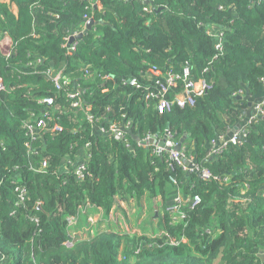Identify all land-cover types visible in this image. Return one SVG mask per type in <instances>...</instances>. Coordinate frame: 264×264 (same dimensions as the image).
Masks as SVG:
<instances>
[{
	"label": "trees",
	"instance_id": "16d2710c",
	"mask_svg": "<svg viewBox=\"0 0 264 264\" xmlns=\"http://www.w3.org/2000/svg\"><path fill=\"white\" fill-rule=\"evenodd\" d=\"M9 1L17 14L0 3L2 264H264V0ZM187 80L206 88L159 111ZM256 102L242 142L208 152ZM166 133L207 178L154 153ZM179 191L196 200L183 217L168 209ZM126 197L159 200L156 234L101 224L69 238L80 206L109 213Z\"/></svg>",
	"mask_w": 264,
	"mask_h": 264
},
{
	"label": "built area",
	"instance_id": "2783aa9c",
	"mask_svg": "<svg viewBox=\"0 0 264 264\" xmlns=\"http://www.w3.org/2000/svg\"><path fill=\"white\" fill-rule=\"evenodd\" d=\"M219 35H221V33H219ZM218 44H216V46H218ZM188 74V68L185 67L183 70V75L184 77H186V75ZM174 78L173 75L168 74V76H165L164 78V85L161 86V92L164 93L167 90V87H169L172 84V79ZM57 77L55 78V81L57 83ZM135 80L132 79L130 81V83L134 84ZM2 88V83L0 80V89ZM206 88V84L203 80H198L196 82H192L190 80L186 81V87L184 89L183 92L177 94L174 99L172 101L169 100H165V99H161L159 100L158 103V110L159 111H163L165 108L168 109L170 107V103H176L179 106L184 105L185 103H192V96L197 94H201L202 91ZM68 95L70 97H74L76 95V93H68ZM44 102L50 103L51 99L45 98L43 99ZM259 102L254 103V110L256 113L250 115L248 117L247 120H244V122L242 123V125L236 129H234L231 132L230 136H220L218 138V141H212L210 144V150L212 153H216L217 151L219 152V148L224 147L226 144L231 143L234 145H239L242 140L244 139L245 135H246V127L247 125H249L254 119H255V115L257 114V112H261V108L258 104ZM74 105H77V102L74 103ZM40 124H43V121L39 122ZM115 127L113 125H110V129L113 130L114 136L116 138H121L122 134L120 133V131L114 129ZM102 132H104L105 130L103 128L100 129ZM222 139V142H219V140ZM144 141V140H143ZM163 144L159 145V143L154 147V153L159 155L161 154L163 151H167L170 155V157L179 165H181L183 168L186 169L187 173L189 172H198L200 176H202L203 178H207L208 177V172L204 169H200L198 167V165L196 163H194L192 161L191 158L186 159L184 156V153L179 152L175 146L177 145L176 143H174L171 138L170 135L168 133H166L165 138L162 140ZM143 143V142H142ZM146 144V143H143ZM219 144V145H218ZM128 145V144H127ZM43 165H45V162L43 163ZM80 169L81 167L76 171L78 174L80 173ZM185 202H196V200L192 201L191 198L186 197L183 198V196H181L179 193H177L174 196L173 199V204L168 208L169 210L172 211H176V213L178 215H180V217H183V215L180 212V207L185 203ZM72 217V216H70ZM69 218V217H68ZM67 218V219H68ZM69 223H73L72 221H68ZM0 264H2V262L0 261Z\"/></svg>",
	"mask_w": 264,
	"mask_h": 264
},
{
	"label": "rangeland",
	"instance_id": "374dc122",
	"mask_svg": "<svg viewBox=\"0 0 264 264\" xmlns=\"http://www.w3.org/2000/svg\"><path fill=\"white\" fill-rule=\"evenodd\" d=\"M100 8V7H98ZM75 35V34H73ZM179 151V149H177ZM159 200L150 199H136L133 197L126 199H117V207L112 209L109 213L99 212L98 209H88L85 211L84 206H80L77 215L69 217L68 230L74 225L82 223L81 217H85L84 224H94L98 219L107 220L108 223L105 225H120L126 228V231L131 233H139L143 231V228L148 229L150 233L156 234L159 231L158 226V215L161 214V208ZM85 215V216H84ZM73 229V228H72ZM78 236L77 233H73L69 230V238ZM71 243L68 242V245Z\"/></svg>",
	"mask_w": 264,
	"mask_h": 264
},
{
	"label": "crops",
	"instance_id": "0c3cea01",
	"mask_svg": "<svg viewBox=\"0 0 264 264\" xmlns=\"http://www.w3.org/2000/svg\"><path fill=\"white\" fill-rule=\"evenodd\" d=\"M0 3H4V4H6L8 7H9V9H10V11L13 13V14H17V8H16V6L14 5V4H12V3H10V1L9 0H0ZM85 29V26H84V28L82 29V31ZM82 31H80V32H82ZM1 35H6V33H0ZM73 34H78V33H73ZM73 34H71V35H73ZM70 36V35H69ZM3 37H5V38H7V36H3ZM75 39H77V38H75ZM74 40V39H73ZM72 40V41H73ZM71 41V42H72ZM8 43H9V45H10V43H11V41L10 40H8L7 41ZM70 41H69V37H68V42L67 43H71ZM11 46V45H10ZM227 136V135H226ZM179 194H181V192L179 191ZM90 207H92V206H90V205H88L87 207H85L84 206V209H85V211H87L88 209H91ZM94 208V207H93ZM99 210V209H98ZM99 212H102V214H103V211L102 210H99ZM81 219H82V223H79V224H76V225H74L71 229H69V230H72L73 231V233H77V234H81V235H85V233L87 232V230H89L90 228H95V226H99V225H101V224H103V225H105V224H107L108 223V221L107 220H105V219H103V217L101 218V220L100 219H98L94 224H91V225H89V224H84L83 222H84V220H85V217H81ZM99 221H101V223H99ZM69 230H68V236H69ZM75 238V237H74ZM258 256L261 258V260L262 261H264V252L263 251H260L259 252V254H258ZM0 261L2 262V259H0Z\"/></svg>",
	"mask_w": 264,
	"mask_h": 264
},
{
	"label": "water",
	"instance_id": "95a60500",
	"mask_svg": "<svg viewBox=\"0 0 264 264\" xmlns=\"http://www.w3.org/2000/svg\"><path fill=\"white\" fill-rule=\"evenodd\" d=\"M94 23H95V21H94L92 18H90V19H89V18L86 19V22H85V29H84L82 32H79L78 34L70 35V36H69V41L71 42V41H72L73 39H75V38H80L84 33L87 32V30H88V29L91 27V25L94 24ZM243 98L246 99L247 96H244ZM247 108H248V109L251 108V102H250V101L247 102ZM249 112H250V111H249ZM232 131H233V130L229 131L228 134H227V136H230ZM152 138H153V136H150L147 140H145L144 143H147V142H149V141H152ZM183 139H184V136L180 139V141H182ZM219 142H222V139H220ZM162 144H163V141L159 142V145H162ZM179 146H180V143H177V145L175 146V148L178 149ZM208 152H209V150H208ZM260 257H261V256H260Z\"/></svg>",
	"mask_w": 264,
	"mask_h": 264
}]
</instances>
